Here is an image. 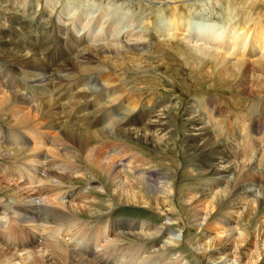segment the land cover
I'll return each mask as SVG.
<instances>
[{"label":"bare ground","instance_id":"6f19581e","mask_svg":"<svg viewBox=\"0 0 264 264\" xmlns=\"http://www.w3.org/2000/svg\"><path fill=\"white\" fill-rule=\"evenodd\" d=\"M114 1L111 6L120 0ZM131 1L145 3L156 12V8L170 1L186 4L185 0ZM251 2L255 3L254 0L245 2L243 14L237 9L239 4L227 7V15L243 19L244 25L240 29L219 32L212 25L199 32L201 34L197 33L195 39L184 33L190 27L187 25L189 19L184 15L179 18L175 6L165 7L173 13L172 16L168 14V24L172 27L167 24L163 33L159 30L161 47L153 56L160 55L166 47L177 50L190 70L201 69L200 77L232 84L235 95L239 96L234 98L236 100L230 99L233 108L225 107L219 99L203 97V106L210 115L228 111L224 119L206 120L194 108L187 111L190 117L185 120L188 128L185 151L189 154L186 171L196 183L177 192L173 182L175 175L169 177L167 173L151 170L147 159L140 154L144 148L167 154L169 144L175 142L171 130L161 126L156 128L154 122L162 121H156L159 118L155 115L157 106L153 111L149 108L140 110L144 98L160 100L159 91H162L158 90L161 81L156 82V76L147 66L150 59L146 56L152 55L151 21L147 22L145 30L139 29L133 35H126L127 30L121 31L120 38L110 35L106 43L93 42L88 48L80 49L76 38L69 33L66 45L69 52L65 50L66 54L63 51L55 58L69 56L71 60L59 69L54 70L55 67L54 71H51L52 65L44 63L32 52L37 47L35 39L24 47L17 43L19 39L16 42L10 39V42L7 34L0 31V71L6 76L0 78V191L8 192L9 189L12 193H8L10 198L0 197V264H153L150 257L145 256L154 247L146 248L144 242L157 240L161 233L163 237L165 233L168 235L158 242L154 251L159 252L160 256H157L163 260L171 258V248L181 243L180 236L167 232L166 226L171 221L154 227L148 222L129 219L99 220L104 214L93 204L98 197L71 183L74 179L87 178V169L97 180L95 188L98 192L108 196L105 203L108 207L117 200L140 207L154 205L161 216L168 214L166 208H169L170 213L175 212L176 222L193 214L195 231L203 232L198 246L192 249L199 255V264H264V153L257 158L252 155L251 162L240 174L235 171L236 158L240 157L238 146L239 151L246 150L245 144L238 140L240 131L245 130V134L250 131L249 135L264 132V116L258 118L260 113L257 112L263 103H258L263 99L259 94H264V22L258 12L260 8L255 13L248 9ZM20 3L23 7L27 4L25 0ZM171 4L175 5V2ZM12 12L18 13V10L15 8ZM7 21L5 15L2 22ZM28 21L24 16L19 21L26 30L29 29ZM32 24L35 26L36 22ZM117 24L120 23L117 21ZM246 26L248 29L244 31ZM59 27V33L67 30L64 25ZM7 28L12 29L10 25ZM129 31L133 33L134 29ZM188 42L196 44L193 46ZM55 44L57 52L62 50L58 41ZM27 49H31L29 59L23 54ZM109 59L112 63L107 62ZM127 66L138 74L137 77H129L130 72L125 70ZM252 68L258 72L256 77L262 83L254 95L258 98L255 105L247 103L249 94L253 93L241 91V80L254 70ZM17 77L34 88L33 94L25 93L24 97L21 92L12 90ZM84 77H90L86 84ZM77 80L79 82L75 83ZM55 81L65 84L63 89L55 91ZM67 97H74L76 101L81 99L85 104L76 110L67 102V105L59 104ZM34 99L41 105H35ZM89 101L91 103H87ZM159 108H162L161 116L171 114V105ZM236 112L247 115L243 130L234 124L237 115L233 113ZM78 115L82 119L79 124L76 123ZM94 117L98 122L89 127ZM233 128L236 136L225 139ZM220 141L225 144L226 153ZM162 157L166 155H161L160 159ZM167 164L175 165V162ZM82 165L87 167L85 173ZM173 172L174 169L171 174ZM85 184L88 186L89 182ZM175 198L181 210H176L172 202ZM222 205L228 208L218 215ZM84 213L94 221L83 219ZM10 220L28 230L24 236L32 237L22 243H11L14 239L8 234L2 238ZM127 236L130 239H125ZM6 237H9L7 243ZM133 239H139L143 244L134 243ZM126 241L129 245L123 246ZM171 259L165 264H189L183 262L182 255Z\"/></svg>","mask_w":264,"mask_h":264},{"label":"rangeland","instance_id":"374dc122","mask_svg":"<svg viewBox=\"0 0 264 264\" xmlns=\"http://www.w3.org/2000/svg\"><path fill=\"white\" fill-rule=\"evenodd\" d=\"M15 1L14 0H0V12H1L0 13L1 14L0 23L2 22V19L5 17V15L7 19L9 20L7 21V23L2 22L0 31L3 32L4 34H7V40H9L10 42H11L10 39L15 40V42H16V39H19L20 41L17 43L24 45V47L28 45L31 39H35L36 41L35 45L37 47L33 48L32 52L33 53L35 52L36 56L39 59H41L44 63H48L52 65L50 66L51 71H54L57 68L59 69L60 66L61 67L65 66V64H67V61L69 63V61L71 60L69 56L64 57L66 60L61 59V58H55L58 56L60 57L63 51H64L63 54H66L69 52L68 50L69 47L66 48V45L69 40L68 39L69 33H70V36L72 35L74 38H76L77 42L80 45L79 47L80 49L88 48L91 46L93 42H95V44H98V43L101 44V42L106 43L107 38H109L110 35L120 38L121 31L126 32L125 30H127L126 35H129V34L133 35L134 32L136 33L137 30L139 29L145 30V28L148 26L147 22L151 21V25H149V27L153 29L152 31L153 34L149 35V42H151V46H152L151 52H150L152 55L146 56L148 59H150L148 61L150 63L148 64L147 62V66L151 67V68L148 67V70L152 71V73L156 76V79H157L156 82L160 83L161 81V83L158 84L159 86L158 90H162V91H159L160 93L159 98L161 99L157 100L154 98L153 99L147 98L148 99L147 100L146 98H144L143 105L141 102V107L140 106L139 107L141 111L144 109H148V108L152 109L153 111L154 107L157 106V108L155 109L158 112L156 111L155 115L157 114L159 118L156 121H159L160 119L162 121L154 122L156 123L155 125L157 126L155 127L159 128L161 126L163 128H168V131L171 130L173 133L172 140L175 139V142H171L172 144H169V149H168L169 152H167V154H162V153L158 154V153L153 152L152 150H148L147 148H144L143 152L140 154L143 155L145 159H147L150 165L149 168H151V170L159 171L164 175L167 173L166 176H169V177H173L175 175L174 176L175 179L174 181L173 180L172 181L175 183L174 189L176 192L179 189H180L179 191H182L187 186L195 185L196 182L191 179L190 175L186 171V168H187L186 165L188 164L186 163V161H187L189 154L186 155L187 152L185 151L187 148V145H186V142H184V140L186 139L187 132H188L187 130L188 128L185 127L186 125L185 120L190 117L187 111L194 108L197 114H199L200 117L206 120L207 119L209 120L210 118L211 119L213 118L214 119H224L228 111H226L225 109L224 111H222V113L210 115L208 113L209 111L208 110L206 111V107L203 106V100H202L203 97L210 98V99H213V98L219 99L220 103L224 105L225 107L233 108V105L230 104V101L239 96L237 94L235 95L234 93L235 87L232 84L220 83L216 80V78L212 79L213 81H210L208 79H205L203 76L200 77L201 69L200 71L199 69L198 71L197 69L190 70L189 65L185 64L183 56H181L177 50L174 51L170 49L169 47H166L163 50V52L160 53V55L158 56L154 55L155 57L153 56V54H157L158 52L157 48L161 47L159 46V42H160L159 40H161V38H159V35H161L160 31H162V33L164 32L163 29H166V27L169 25L168 23H170V21H168L169 16L173 15V13H171L170 10H169L170 12L169 13L165 9V7L175 6L179 11V14H180L179 18H182L184 15V17H187V19H189L188 21L190 24H187V25L190 27L189 29L187 28L188 26L185 27L188 30L187 32H185L186 30H184V33H187L190 39L191 38L195 39V37L197 36L196 35L197 33L198 35L201 34L199 32H202L204 29H207V27H211L212 25L216 27V29H218L219 32L230 30V29H233L235 31L240 29L241 26L244 25L242 21L243 19L241 17L236 19L232 16L230 17V15H227V11H228L227 7L228 6L233 7V5L235 6L234 3L239 4V7L237 9H241L240 11L242 13L241 12L240 13L243 14V12L245 11L244 5L247 0H244V1L243 0H238V1L237 0L236 1L235 0H185L186 4H183L182 1L180 2L174 1L175 5L171 4L174 2L170 1L168 4H165L162 7L156 8L157 12H161L162 14L157 13L154 10H150L151 7L145 6V3L136 4V2L131 1V0H122V1L120 0L119 2H117L118 4L117 3L115 4V6H111L110 4V3H114L115 2L114 0H109V2L107 1L104 2L103 0H38V1L37 0H25V4L27 3L25 7L20 6L21 5L20 0L19 1L15 0ZM242 1L244 2V4ZM249 1H253V0H249ZM254 2L255 3L251 2L250 6H248V9H250V11L255 13V11H258V9L260 8L258 12L261 14L263 18V22H264V10H263L264 0H256V1L254 0ZM38 4L39 6H37ZM116 5L118 8L116 7ZM15 8L18 10V13L12 12L13 10H15ZM40 11H42V13H39ZM20 12L21 13L23 12L22 13L23 15H20L19 14ZM11 13H14L15 15L18 14V15H16L17 16L16 17L12 15ZM23 16L25 19L27 20L29 19L28 26H27L29 29L27 30L25 29L26 27L21 25V22H19L22 20ZM235 20L239 21L240 23L236 22ZM117 21L120 24H117ZM35 22L36 24L35 26H33L32 23H35ZM62 22H64L65 24H62ZM191 22H193V24ZM165 23H166V26H164ZM60 24L64 25V28H66L67 30L59 33ZM8 25H10L12 29H8L7 28ZM169 27H172V26L169 25ZM259 27L262 28V26H259ZM132 28L134 29L133 33L129 31V30H132ZM247 29L248 27L246 26L244 31ZM155 30L157 31V33L154 32ZM57 41L61 45L60 48H62V50L59 49L58 52L54 49L56 45L55 43ZM184 42H187V41H184ZM188 43L193 46L196 44L195 42L193 43L188 42ZM197 43L199 44L200 42H197ZM38 45L44 48L40 49L38 48L39 47ZM72 49H74V47ZM23 52H24L23 53L24 55H27L26 59H29L28 55L31 54V49H27L26 51H23ZM112 61L113 60L109 59L107 62L112 63ZM54 62H57V63H54ZM135 64L137 63H132L131 65H135ZM125 70L127 72H130L129 77H131V79H134L138 75V74L135 75V72H133V70L129 66H127ZM204 70H206V68ZM4 73L3 71L2 72L0 71L1 79L6 78ZM250 73L254 76H250L251 75ZM253 73L255 74L257 73V74L255 75ZM248 74L249 75H245L242 78L241 80L242 89L241 88L240 89L241 91L244 90L246 94L253 93V94H249L250 96L248 95L249 98H247L248 99L247 103L248 104L254 103L253 105H255L256 100L258 98L257 96H254V95H256L255 93L258 91V88L260 85H262V83H260L261 79L259 77H256L258 76V72H256L255 69L253 71L252 70L249 71ZM85 78L86 77H84L85 84H86L90 80V77H87L86 79ZM20 79H23L22 75H20ZM78 82L79 81L77 80V82L75 83H78ZM55 83H57L55 85L56 88H54L55 91H58L59 89H63V86L65 85L57 81H55ZM29 87L31 88V90H29L30 89ZM72 87L70 88L71 91H72ZM12 90L21 92V94L24 97H26L25 93L33 94V92L35 91L34 88H32V86H29L27 82H22L21 80L18 79V77L16 78V80L14 79V84H12ZM52 95H55V92H53ZM259 95L261 98H263L261 99L263 101L260 100L258 103L260 102H263V103L259 105V108H258L259 110L257 112L260 113V115L258 116V118L264 116V94L263 95L259 94ZM251 96L256 97V99H251L250 98ZM110 98L111 97H108L107 99H110ZM63 100H60L59 104L63 105L67 102L70 105H74L76 107L75 110L78 109V106L80 107L81 105L85 104L84 102H82L81 99L76 101L74 97L72 98L67 97L65 98L64 101ZM95 100L98 101V99H95ZM38 101L39 100L34 99L35 105H41L40 102ZM91 101L87 103H91ZM67 103L65 105H67ZM147 104H149V107ZM168 105H171V110H169L171 114H169L168 116L166 115L161 116L162 110L160 109L162 108H159V107L160 106L168 107ZM163 114H165V112H163ZM197 114L195 115L198 116ZM233 114L237 115L236 118L233 119L234 124H236L240 129L243 130L242 125L243 124L245 125V122H246L245 117L247 115L245 114V112H243V114H240L238 112L233 113ZM255 114L258 115L257 113ZM78 117L79 115L76 118ZM81 120H82L81 118H78L76 120V123L79 124L78 121H81ZM97 122H98V118L94 117L93 121L90 122L89 127H93L94 124ZM157 123H159L160 125H158ZM234 132H235L234 128L232 130H229V132L225 136V139L226 137L234 138V136H236ZM249 133L250 131H246V134H245V130L244 132L240 131L241 136L238 138V140H240L239 142L241 144H245L244 147L246 148V150H244L243 152L239 151V146H238L237 151L240 152L239 153L240 157L236 158L237 168L235 169V171L237 174L238 173L240 174L242 171H244L245 166L251 162V160H249L250 157L252 158L254 156V158H257V155L260 156L262 155V153H264L263 152L264 132L263 131L259 132V134L257 135L256 134L249 135ZM219 143L222 145L220 146L221 148H223L224 152L226 153V150L224 148L225 144H223L222 141H220ZM235 144L238 145L237 143ZM249 149H251V152L253 153H251ZM161 155H166V157H162V159H160ZM167 158L169 159V161L175 162V165L174 164L170 165L173 168L170 167L169 164H167L169 162ZM195 160L197 162L199 161L198 159H195ZM245 160L247 161L245 162ZM82 169L85 173L87 167L82 165ZM173 169L175 172L171 174ZM88 172L89 171L87 169L85 173V176H87V178L74 179L71 183L75 187H79V188L82 187V189H85L86 192L89 190L90 192L89 191L88 192L90 194H93L92 196L98 197L96 199V202H94L93 204L95 206L94 208H98L99 210H102L104 214V216L99 217V220L105 221V220H111V219H114V220L129 219V220H133L136 222H141V221L148 222L154 227L160 225V223L165 224L166 222L171 221V222H168L169 224L166 226L167 232L169 233L171 232L170 233L171 235L180 236V241H181L178 247L176 246V247L171 248L170 250L171 258L174 256L182 255L184 259L183 260L184 263L188 262L189 264H199V255L196 254L192 249L198 246V241L201 240L200 238L203 232L198 234L197 231H195L194 225L196 223V220L193 217V214L192 215L190 214V216H188L186 220L184 221L179 220V222H176L174 220L176 219L175 212L170 213L169 208L168 209L166 208V213L168 214L166 215L162 214L161 216L160 213H158L154 205L149 206V207H143V206L140 207V206H134L132 204H128L129 202H126L125 204L124 201L117 200V201L112 202L111 204L112 206L108 207L105 204L108 199V196L107 195L104 196L103 193L101 194L98 192V190L95 188V186L97 185V180L92 178L90 173ZM210 178H214V177H210ZM168 180L170 181V179ZM88 182H89V185L87 186L85 183H88ZM101 182H105V181L102 180ZM71 183L70 181H68V184H71ZM107 189L109 191V187H107ZM8 193H11L9 189H8V192L6 190L4 192L0 191V197L3 196L5 198L6 197L10 198L11 195ZM176 199L177 198L172 200V202H174V206L176 207V210L178 211V210H181V207L179 206ZM220 207L218 211L219 214L217 213L218 215H221V213L228 208L227 205L226 206L222 205L221 209ZM81 216L85 220L90 221L91 219V217L87 213H84ZM91 220L94 221V219H91ZM6 228L7 229L4 232V234L2 233V238L5 239L4 235L8 234L7 236H9L10 238L12 237L14 239V240H11V243H16V241H19V243H22L24 242L25 239L32 237V236H28L29 234L27 236H24V233L27 232L28 230L23 225H17V224L11 223V220H10V224L8 225L6 224ZM165 234L168 235V233H165ZM161 236H162V233L161 235H159L157 240H150L146 243L144 242V244H146V248L154 247L153 249H149L150 252L148 250L145 256V257L149 256L150 257L149 261L152 262L153 264L154 263L165 264L172 260L170 257L165 258L163 260L161 257H158L160 256L158 255L160 253L154 251L158 247V242L162 241L165 238ZM9 237H6V243L9 241L8 240ZM125 239H130V237L127 236V238L125 237ZM133 240H134V243L143 244L141 240L139 239L138 240L133 239ZM127 242L129 241H126L125 244L123 243L122 245L123 246L129 245ZM156 244L157 246L155 247Z\"/></svg>","mask_w":264,"mask_h":264}]
</instances>
